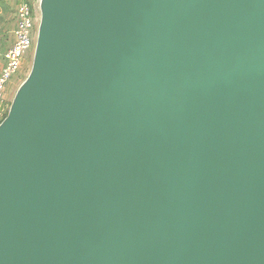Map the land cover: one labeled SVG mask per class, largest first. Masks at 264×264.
Masks as SVG:
<instances>
[{
	"label": "water",
	"instance_id": "water-1",
	"mask_svg": "<svg viewBox=\"0 0 264 264\" xmlns=\"http://www.w3.org/2000/svg\"><path fill=\"white\" fill-rule=\"evenodd\" d=\"M39 10L0 264H264V0Z\"/></svg>",
	"mask_w": 264,
	"mask_h": 264
},
{
	"label": "rangeland",
	"instance_id": "rangeland-1",
	"mask_svg": "<svg viewBox=\"0 0 264 264\" xmlns=\"http://www.w3.org/2000/svg\"><path fill=\"white\" fill-rule=\"evenodd\" d=\"M22 0H0V73L5 65V53L7 49L12 45L14 41V29L17 21V6ZM33 6V9L37 15V29L40 21V0H27ZM37 40V33L34 38V43L31 49L25 54L21 68L17 74L7 83L4 91V110L0 112V123L7 116L12 100L21 85L26 79L33 65L35 46Z\"/></svg>",
	"mask_w": 264,
	"mask_h": 264
},
{
	"label": "built area",
	"instance_id": "built-area-1",
	"mask_svg": "<svg viewBox=\"0 0 264 264\" xmlns=\"http://www.w3.org/2000/svg\"><path fill=\"white\" fill-rule=\"evenodd\" d=\"M14 41L5 53V65L0 73V112L4 110L7 83L21 68L25 54L31 49L37 33V15L31 3L22 0L17 6Z\"/></svg>",
	"mask_w": 264,
	"mask_h": 264
}]
</instances>
